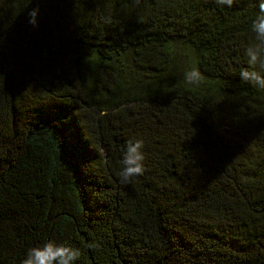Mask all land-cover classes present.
Segmentation results:
<instances>
[{"label":"trees","instance_id":"trees-1","mask_svg":"<svg viewBox=\"0 0 264 264\" xmlns=\"http://www.w3.org/2000/svg\"><path fill=\"white\" fill-rule=\"evenodd\" d=\"M256 10L0 0V264L48 239L77 264H264V90L238 76ZM131 138L145 169L122 184Z\"/></svg>","mask_w":264,"mask_h":264},{"label":"clouds","instance_id":"clouds-1","mask_svg":"<svg viewBox=\"0 0 264 264\" xmlns=\"http://www.w3.org/2000/svg\"><path fill=\"white\" fill-rule=\"evenodd\" d=\"M218 6L231 7L234 0H212ZM255 15L251 18L249 28L254 34V42L244 49L247 57L246 65L238 72L239 79L264 90V0H255ZM39 9L26 10L27 23L37 26ZM3 37H0V41ZM183 80L190 87H198L202 82V75L195 65V61L183 72ZM101 116L105 115L102 111ZM144 140L131 138L125 142L120 155L119 182L128 183L131 179L143 174L145 169ZM94 245H89L92 247ZM81 249L67 241L52 239L38 242L25 249L20 264H77Z\"/></svg>","mask_w":264,"mask_h":264},{"label":"rangeland","instance_id":"rangeland-1","mask_svg":"<svg viewBox=\"0 0 264 264\" xmlns=\"http://www.w3.org/2000/svg\"><path fill=\"white\" fill-rule=\"evenodd\" d=\"M190 56L187 52L177 50L173 56L172 66L170 69L171 76L174 78H183V72L190 67Z\"/></svg>","mask_w":264,"mask_h":264}]
</instances>
